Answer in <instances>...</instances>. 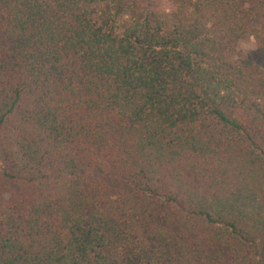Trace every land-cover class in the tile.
<instances>
[{"label":"trees","instance_id":"obj_1","mask_svg":"<svg viewBox=\"0 0 264 264\" xmlns=\"http://www.w3.org/2000/svg\"><path fill=\"white\" fill-rule=\"evenodd\" d=\"M0 148V264H264V0H0Z\"/></svg>","mask_w":264,"mask_h":264},{"label":"rangeland","instance_id":"obj_2","mask_svg":"<svg viewBox=\"0 0 264 264\" xmlns=\"http://www.w3.org/2000/svg\"><path fill=\"white\" fill-rule=\"evenodd\" d=\"M255 48V41L253 39L246 40L243 42H240L238 49H237V58L238 57H244L249 51L253 50ZM4 164V157L3 153L0 148V170L3 167Z\"/></svg>","mask_w":264,"mask_h":264}]
</instances>
